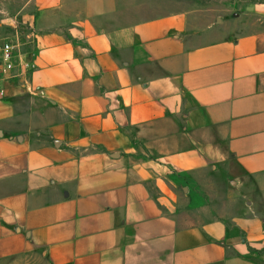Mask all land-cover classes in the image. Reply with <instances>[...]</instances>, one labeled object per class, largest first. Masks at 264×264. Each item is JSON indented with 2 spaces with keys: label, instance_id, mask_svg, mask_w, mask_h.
<instances>
[{
  "label": "crops",
  "instance_id": "crops-1",
  "mask_svg": "<svg viewBox=\"0 0 264 264\" xmlns=\"http://www.w3.org/2000/svg\"><path fill=\"white\" fill-rule=\"evenodd\" d=\"M197 9L0 0V264H264V0Z\"/></svg>",
  "mask_w": 264,
  "mask_h": 264
},
{
  "label": "rangeland",
  "instance_id": "rangeland-1",
  "mask_svg": "<svg viewBox=\"0 0 264 264\" xmlns=\"http://www.w3.org/2000/svg\"><path fill=\"white\" fill-rule=\"evenodd\" d=\"M133 6L136 18H150L170 12L174 8L192 6L198 9L193 13V22L207 32L199 34L198 38L202 40H211L220 37L225 33L238 16L239 6L242 0H128ZM236 14V15H235ZM22 28V27H21ZM17 78H14V80ZM206 181H215L208 175L202 179ZM209 183V182H208ZM218 183V181H216ZM218 185V184H217ZM224 188V186H221ZM228 190V186L225 188ZM210 193V189H206Z\"/></svg>",
  "mask_w": 264,
  "mask_h": 264
},
{
  "label": "built area",
  "instance_id": "built-area-1",
  "mask_svg": "<svg viewBox=\"0 0 264 264\" xmlns=\"http://www.w3.org/2000/svg\"><path fill=\"white\" fill-rule=\"evenodd\" d=\"M30 69L31 65L20 59L16 39L10 36L0 37V92L4 81L20 77Z\"/></svg>",
  "mask_w": 264,
  "mask_h": 264
}]
</instances>
